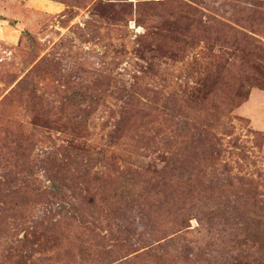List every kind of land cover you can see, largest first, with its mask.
<instances>
[{"label":"rangeland","instance_id":"374dc122","mask_svg":"<svg viewBox=\"0 0 264 264\" xmlns=\"http://www.w3.org/2000/svg\"><path fill=\"white\" fill-rule=\"evenodd\" d=\"M0 264H264V0H0Z\"/></svg>","mask_w":264,"mask_h":264}]
</instances>
